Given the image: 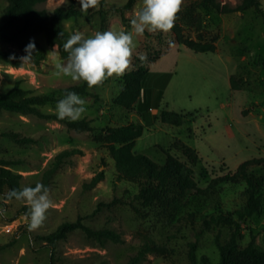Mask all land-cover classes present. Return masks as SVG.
Segmentation results:
<instances>
[{
  "label": "rangeland",
  "instance_id": "rangeland-1",
  "mask_svg": "<svg viewBox=\"0 0 264 264\" xmlns=\"http://www.w3.org/2000/svg\"><path fill=\"white\" fill-rule=\"evenodd\" d=\"M109 10L108 30L131 31L130 21L143 6L136 0L134 8L126 12L128 26L121 17L111 11L113 6H123L129 0H98L88 7L91 12L62 22L71 36L80 32L84 36L101 31L98 11L101 2ZM201 0H182L180 10H185ZM232 7L242 0H220ZM264 10V0H261ZM70 0H48L39 9L52 13L58 7H69ZM7 3L0 0V16ZM77 6L81 8L79 0ZM200 22V24L198 23ZM186 36L194 40L202 37L215 41L216 52L195 53L178 44L171 31L148 32L134 36L135 49L132 65L135 68L140 54H146L149 74L143 82L147 103L136 105L130 115L124 109L113 106V99L123 86L122 77L106 79L104 87L91 89L101 97H83L87 111L83 118L93 121L94 133H79L66 124L37 116H23L5 112L0 117V162L21 174V186L42 183L44 173L52 167L55 157L65 151H75L65 159L53 176L50 199L53 206L48 210L44 223L34 231L27 228L25 213L28 206L15 199L0 197V206L6 215L0 216V264H50L52 249L43 240L66 222L80 217L94 229H109L120 234L121 243L108 240L100 243L89 239L82 231L71 234L60 242L56 256L59 264H127L148 238L165 247L164 256L152 254L142 264H189L192 245L199 244V257L206 255L211 264L219 261L214 245L216 233L206 234L198 240L201 215L217 211L234 212L245 204V184H222L209 195H191L186 206L176 218L149 213L139 216L132 206L116 201H129L137 192L134 186L119 184L114 187L115 163L107 148L94 139L105 126L133 122L145 127L144 135L136 141L134 152L164 164L166 152L189 163L181 149L173 145L182 141L199 156L192 165L195 179L201 189H206L217 177L236 171L245 161L264 158V15L254 9L228 15L196 11L195 22L179 20ZM36 40L41 45L38 64L25 60L20 53L22 67L16 68L0 62V94L6 93L20 82L21 87L33 94H46L54 89L82 84L70 77L56 75V64L66 60L49 48L45 35ZM155 60V61H153ZM232 76L240 88L231 86ZM146 95V93H145ZM55 113V106L42 108ZM163 110L190 114L184 125L177 127L160 120ZM244 111H250L246 116ZM17 135V137H15ZM30 139V140H25ZM107 163V167L104 166ZM106 170L104 181L94 188H86L100 171ZM252 173L264 176V168H252ZM195 214V221H190ZM246 245L255 237L259 249L264 250V214L243 224ZM227 234L223 237L225 238Z\"/></svg>",
  "mask_w": 264,
  "mask_h": 264
},
{
  "label": "trees",
  "instance_id": "trees-1",
  "mask_svg": "<svg viewBox=\"0 0 264 264\" xmlns=\"http://www.w3.org/2000/svg\"><path fill=\"white\" fill-rule=\"evenodd\" d=\"M7 3L0 16V62L12 67H22L20 53L25 57L29 55L25 51L30 41H34L35 50L31 52V59L38 64L36 59L41 51V45L36 40L39 35H45L49 48L56 51L61 58L67 59L68 52L64 50L63 44L70 37L69 33L62 27V22L78 18L89 8H79L78 0H70L69 7H58L52 13L39 9L41 4L48 0H4ZM136 0H129L123 6H113L111 11L118 14L125 26H128L126 12L132 10ZM203 9L207 12H216L222 15L244 13L254 9L258 14L264 15L261 0H242L236 7L222 3L220 0H201L180 10L175 18L174 26L170 30L175 41L194 51L195 53L216 52L215 41H205L202 37L198 40L186 36L179 20H191L195 22L196 11ZM101 18V31L108 30L109 10L105 8L104 1L101 2V9L98 11ZM200 24V22H198ZM145 34H147L145 32ZM135 68L123 75V86L120 93L113 99V106L120 107L130 115L136 110V105L145 94L143 82L149 74L148 64L145 61L136 59ZM155 61V60H153ZM108 83L105 80L102 84L89 87L85 82L68 88L54 89L46 94L35 95L25 90L18 82L14 88L6 93L0 94V117L5 112H13L23 116H37L42 119L54 120L66 124L70 129L79 133H94L97 131L92 126L93 121L83 118L75 122L67 119L59 120L56 113H46L43 107L56 106L58 100L62 99L67 91H75L82 97H94L96 103L101 102L98 94L92 93L91 89L104 87ZM231 86L234 90L240 88L236 77L232 76ZM250 111H244L246 116ZM190 114L183 112L163 110L160 120L172 126L180 127ZM145 127L141 124L127 122L124 124L110 125L103 127L94 139L108 149L112 157L116 174L114 187L119 184L134 186L137 192L132 195L130 191L129 201L117 199L121 203L132 206L134 211L146 218L149 213L158 211L166 217L176 218L186 206V200L191 195H209L210 191L222 184L239 185L244 183L245 204L234 212L217 211L211 214L201 215V228L198 231V240L206 234L216 233L214 245L218 249L219 261L216 264H264V250L258 248L255 237L252 233L248 244L244 245L246 238L243 224L256 216L264 214V176L252 173V168H264V158H254L242 163L236 171H229L221 177H217L206 189H201L195 179V172L192 165L199 161L198 153L184 142L178 141L173 147L181 149L189 163L183 162L169 151L166 152V161L159 164L149 157L134 152L136 141L144 135ZM17 137V135H15ZM30 140V139H25ZM75 151L65 150L59 153L43 177L41 184L50 189L53 176L59 171L65 159ZM8 163L0 162V197L6 199L7 193L13 188H22L23 176L13 172ZM107 167V163L104 162ZM106 170L100 171L93 177L86 188H94L104 181ZM36 185V184H35ZM35 185H32L34 187ZM190 221H195L196 215L190 214ZM82 231L89 239H95L100 243L112 240L121 243L120 234L109 229H94L84 223L83 218L75 222H66L60 225L56 231L44 236L43 240L52 249L50 264H59L61 259L56 256L61 241L66 240L71 234ZM225 234V238L223 237ZM166 249L157 245L154 241L146 238L145 243L140 247L138 253L131 257L127 264H142L149 255L157 254L164 256ZM199 244L192 245L189 255V264H211V259L206 255L199 257Z\"/></svg>",
  "mask_w": 264,
  "mask_h": 264
},
{
  "label": "clouds",
  "instance_id": "clouds-1",
  "mask_svg": "<svg viewBox=\"0 0 264 264\" xmlns=\"http://www.w3.org/2000/svg\"><path fill=\"white\" fill-rule=\"evenodd\" d=\"M81 8L98 4V0H79ZM182 0H143V6L130 21L131 31H97L94 35L84 36L80 32L73 33L63 44L68 52L65 63L56 64V75L70 77L73 81H83L89 87L102 84L113 76L122 77L132 65L133 51L136 47L134 36L148 32H168L180 11ZM35 50L34 41H30L25 51L29 53L25 60L31 59ZM141 61L147 59L140 54ZM59 120L69 122L80 120L87 111L86 100L75 91H67L57 101L54 109ZM6 199L23 202L28 206L25 213L28 230L40 228L46 219L48 210L53 206L50 189L41 183L34 187L10 189ZM6 208L0 206V216L6 215Z\"/></svg>",
  "mask_w": 264,
  "mask_h": 264
},
{
  "label": "crops",
  "instance_id": "crops-1",
  "mask_svg": "<svg viewBox=\"0 0 264 264\" xmlns=\"http://www.w3.org/2000/svg\"><path fill=\"white\" fill-rule=\"evenodd\" d=\"M145 93H146V95L143 94V96H142V98H141V100H140V106H141L142 104H146V103H147V92L145 91Z\"/></svg>",
  "mask_w": 264,
  "mask_h": 264
}]
</instances>
